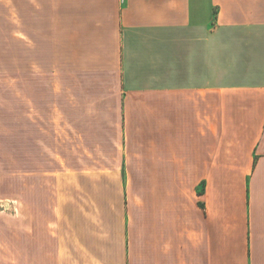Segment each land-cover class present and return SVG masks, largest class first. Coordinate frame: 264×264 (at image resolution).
<instances>
[{"label":"crops","instance_id":"0c3cea01","mask_svg":"<svg viewBox=\"0 0 264 264\" xmlns=\"http://www.w3.org/2000/svg\"><path fill=\"white\" fill-rule=\"evenodd\" d=\"M0 79L61 166L0 264H264V0H0Z\"/></svg>","mask_w":264,"mask_h":264},{"label":"rangeland","instance_id":"374dc122","mask_svg":"<svg viewBox=\"0 0 264 264\" xmlns=\"http://www.w3.org/2000/svg\"><path fill=\"white\" fill-rule=\"evenodd\" d=\"M11 92L16 93L14 100L9 95ZM22 92V84L17 83L15 89H12L6 79H0V236L3 235L2 233H6L15 239L17 253L21 255V259L25 192L29 195L31 188L32 200L39 196V176L32 177L31 180L28 177L27 191L25 172L44 173L45 190L48 187L47 174L61 168L57 163L47 159L49 156L56 155V150L52 149L44 150L42 155H40L41 150L32 149L33 161L25 163ZM40 157H43V162H39ZM67 167L72 166H65V168ZM46 192L43 191L44 195ZM44 199L47 200V198Z\"/></svg>","mask_w":264,"mask_h":264}]
</instances>
